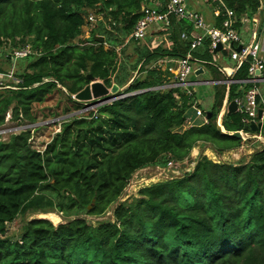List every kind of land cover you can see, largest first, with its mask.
Listing matches in <instances>:
<instances>
[{"label":"trees","instance_id":"obj_1","mask_svg":"<svg viewBox=\"0 0 264 264\" xmlns=\"http://www.w3.org/2000/svg\"><path fill=\"white\" fill-rule=\"evenodd\" d=\"M167 1L0 0V48L8 45L10 52L5 62L24 65L16 82L0 84V126L8 111L17 124L36 123L33 106L56 93L71 103L64 113L80 110L83 103L72 96L91 82L88 75L128 94L101 105L96 117L89 111L64 120L41 151L29 129L0 140V264H264V145L240 163L199 155L190 171L141 187L136 198L116 205L112 222L86 219L104 216L138 170L183 163L198 143L209 146L211 157L242 144L218 131L216 117L226 95L228 102L243 99L249 84L213 85L211 106L202 110L210 113L207 123L186 125L194 117V93L165 88L169 73L154 64L189 52L191 64L204 66L213 80H239L248 77V62H234L226 73L208 39L190 50L181 33L192 25L175 16L127 41L141 6L163 11ZM202 1L217 9L218 27L226 9L238 20L260 6L259 0ZM21 50L28 52L15 58ZM257 105L262 108L259 99ZM243 117L224 114L220 127L247 133ZM259 133L264 137V116ZM38 193L39 205L68 219L53 225L47 214L49 220L26 221L16 237H6Z\"/></svg>","mask_w":264,"mask_h":264},{"label":"built area","instance_id":"obj_2","mask_svg":"<svg viewBox=\"0 0 264 264\" xmlns=\"http://www.w3.org/2000/svg\"><path fill=\"white\" fill-rule=\"evenodd\" d=\"M140 12L142 13V16L137 20L127 41L129 39L133 41L140 40L146 35L147 30L152 26H157L158 28V25L160 24L169 25L171 16H175L176 19H185L192 25V31L189 34H187L186 32L181 33L182 39L190 38V50L199 47L205 39H208L211 50H214L219 44L222 47L221 50H225L231 60L238 63L248 62V74H250V77L248 79H245L244 83L249 84L250 87L245 92L243 99L234 100L237 103L236 111H239L244 115L241 120L243 124L249 125L251 121H254L255 123H257L258 121L262 122L264 116V100H260L262 108H259L257 105V99L260 93L257 88V83L259 82V80L264 79V76L262 77L260 75V73H264V59L259 56L260 47L258 45V42L253 43L255 32L254 34H252V40L249 43L245 44L242 42L239 34L233 27L235 24V20L233 17V12L231 10H225V15L220 27L207 24L201 13L196 10L190 9L187 6L186 0H168L164 6L163 11H160L154 6L143 5L141 6ZM97 17L100 18L101 16L99 15ZM87 19L91 24H93L96 20V17L92 13H90ZM239 45L240 49L237 50V47ZM27 52V50L14 51L13 56L15 58L21 57L24 56ZM248 58H250L249 61ZM190 61L191 57L190 53L188 52L185 56L178 58H163L158 60L157 63L154 64V66L159 67L162 70H166L169 73V76H167L169 82L168 84L164 85L165 88L180 87L184 89L187 95H191L194 92L193 85L191 82H189L188 77L189 75H193L197 70L195 71ZM231 82L232 80L230 79L225 81L226 84H230ZM117 98H120V96L116 97V99ZM90 107L91 106L86 105L77 113H87L89 112L88 110H90ZM258 109L262 110L261 119H257ZM192 110L195 112L196 116L188 117L186 120L187 125L194 124L196 122L194 121V119L196 118H200V123L202 124L207 123V115L199 107H197L196 101L192 105ZM96 114L97 112L94 111L93 117H96ZM222 116H217V123L220 124ZM42 123H46V121L40 122L39 127L42 126ZM31 126L33 125L13 123L12 126L8 127L7 129L2 127L0 128V138L4 135L9 136L10 134H17L20 131L28 130V127ZM252 137L257 138L260 145L264 143V140L260 136ZM7 138H4V140H7ZM179 165L180 163L169 161L166 167L163 168V170L175 169Z\"/></svg>","mask_w":264,"mask_h":264},{"label":"rangeland","instance_id":"obj_3","mask_svg":"<svg viewBox=\"0 0 264 264\" xmlns=\"http://www.w3.org/2000/svg\"><path fill=\"white\" fill-rule=\"evenodd\" d=\"M200 1H202V0H200ZM203 4H205V3H203ZM188 7L189 8L192 7L193 9L200 11L201 13H202V10L204 9V8L202 9V7H199L198 5L196 6L195 1H192V0L190 1ZM88 27H89L88 25L87 26L85 25L83 32L88 31V30H86V29H88ZM160 39L161 38L156 39L155 42H158ZM8 48H9L8 45L0 48V66L7 70V73L0 74V84L7 83V82H16L17 80L15 79V76H14L15 72L17 70L18 71L22 70L24 67V65H21V64L19 65L18 60L15 62H13V61L10 62L8 60L9 62H7V63H10V65L6 64L5 56L9 55V53H10ZM218 65H220V64H218ZM193 68L195 69V71L199 69V68L196 69L195 67H193ZM208 76H210V75H208ZM202 79H204V77H202ZM93 81H100V80H93ZM199 89L200 90L201 89L206 90L205 86L198 87L197 91H199ZM207 92L209 93V96L206 97L205 101L208 103H205V102L203 104L201 103L202 105H199V108L201 110L209 109L210 104L213 101L212 87H211V90L207 91ZM207 92H205V93H207ZM117 95H119L121 98V97L127 96L128 94H125V93L124 94H118L116 91L114 96H117ZM201 95L203 96L202 93H201ZM81 103H83V105H84L83 107H85L86 105L91 106L90 110H88V111L92 110L93 112L94 111L97 112V109L101 105H103L105 103H109V102L108 101L104 102V100H101V101L100 100H98V101L92 100V101H83ZM65 107H71V109H72L71 103L66 99V97H64L58 93L51 96V98L48 101H46L42 104H35L33 106L32 112H33V115L36 116L37 122L36 123H29V122L23 120L24 121L23 123L26 125H28V124L33 125L31 127H28V129H29L30 134H31L32 139L31 138L30 139H31V143H32L34 148H37L38 150L40 149V151H41L45 146L44 144H46L51 139V135L59 130L61 122H64V120H66L68 118H72V117L79 115L77 112L80 110H74V111H70L68 113H64ZM192 115L196 116L194 111H192ZM200 120H201L200 118L194 119V121H196V123H199ZM42 121H46V123H42V127L39 128V123ZM13 123H16V122L11 121V111H8L7 114L5 115L4 123L0 126V128L4 127L7 129L8 127H11ZM32 129H34V130H32ZM35 130H37V131H35ZM18 131H15V132H18ZM7 136L8 135H4L0 139L4 140V138L6 139ZM246 144L249 148L251 147L253 151H255L256 149H258L261 146V145H259L258 142L253 144V142H251L250 140L242 141L241 146L246 145ZM240 151H241V154H239V156L236 153L235 157H233V156L231 157L229 155V157L225 158L227 160H217V162H221V161L232 162V163L244 162L246 158L243 155V151L242 150H240ZM221 156L216 154V159H221ZM190 159H192V160H190ZM194 162H195V158L190 157L189 159H187L183 163H180V165L175 169L163 170V167L161 168L158 166H149V167H146L144 169L138 170L132 176L131 180L129 181V184L124 189L123 194L121 195V197L119 198L117 203L114 204L112 207H110L104 216L94 218V219L92 217H86V219L90 220L92 223H95L97 221H103V222H105V221L109 222L110 221V222H112L113 221V210L116 207V205H118L120 202H123L125 200L131 201L132 198H136L137 192L141 187L148 186V185H151L155 182H158L161 180H166V179H169L171 177H178L182 173H184L186 171H190L192 169V167L194 166ZM33 201H34V203L32 205L28 206V208L25 211H22L21 213H19L17 218L11 224L8 225V232L6 233V237H13V238L16 237L20 233V226L24 222L34 220V219H47L46 218L47 214H51L49 216V219L53 225H58L60 223H64L68 219L67 217L58 213L52 207H47V205H39V193L37 194L35 199H33ZM44 201H46V200H44ZM45 210H50L52 212L42 213ZM72 218L73 217H71V219ZM49 219H47V220H49ZM51 220H53L54 222H52Z\"/></svg>","mask_w":264,"mask_h":264},{"label":"crops","instance_id":"obj_4","mask_svg":"<svg viewBox=\"0 0 264 264\" xmlns=\"http://www.w3.org/2000/svg\"><path fill=\"white\" fill-rule=\"evenodd\" d=\"M191 0H186L187 2V6L189 5ZM195 1V5L202 7V13L200 11H198L199 13H201L205 19V22L211 26H216V22H215V14L218 12L217 9L213 6H210V4H203V1L200 0H192ZM260 2V6L258 7V11L259 9L262 7H264V0H259ZM190 9H193L192 7H190ZM195 10V9H193ZM197 11V10H196ZM258 11L257 13L253 14V15H242L238 20L234 18L235 20V30L237 31V33L239 34L241 40L243 43L247 44L252 40V34H254L258 21H259V15H258ZM264 13V10H263ZM218 27V26H217ZM258 45L260 47L259 49V56L261 58L264 59V21L262 24V27L260 29V33H259V37L257 39ZM215 61L220 64L219 66L223 67V69H225L226 73H231L232 69L234 68V62L233 60H226L222 57V54L217 52L215 53V57H214ZM195 64V63H194ZM192 64L193 67H195L196 69H201V72L199 74H193V75H189L188 80L189 82L192 83L193 85V93L195 95V100L197 105H202L204 102L208 103L205 101L206 97L209 96V93L207 91L211 90V87H213V85L216 84H220V83H225L226 80H213V78L211 76H213V73H210L212 75L209 74V72L207 71V69L204 66H199V64ZM210 75V76H208ZM260 75L263 77L264 73H260ZM202 77H204V79H202ZM206 77V78H205ZM250 77V74H248V77L246 79H248ZM244 81L245 79H239V80H232L231 83H243L242 85H244ZM247 84V83H246ZM241 85V86H242ZM201 86H205V89H199V91L203 94V96L201 95V93L199 91H197L198 87ZM197 88V89H196ZM257 88L259 90L260 95L258 96L259 100H264V79L259 80V82L257 83ZM207 92V93H205ZM235 99H233L232 101H234ZM202 103V104H201ZM211 106V104H210ZM222 108V107H221ZM207 113V112H206ZM225 114V113H224ZM217 118V117H216ZM222 118V117H221ZM243 141H248L250 140L251 142H253V144L257 143L259 140H257V138L255 137H248L246 139H242ZM245 143V142H244ZM260 145V144H259ZM243 151V155L246 158L244 162H246L250 155L253 153L252 148L248 147L247 144L246 145H242L239 148L235 149V150H231L228 152H225L221 155H226V157H229V155L232 157V153H237L238 156L239 154H241V151ZM213 152L208 145L206 144H202V143H198L196 144L190 153V157L195 158V160L198 158L199 155H205L207 158L217 162V160H227V159H216V157H211L209 155L208 152ZM216 154V153H215ZM220 155V156H221ZM243 157V158H244ZM195 163V162H194Z\"/></svg>","mask_w":264,"mask_h":264},{"label":"water","instance_id":"obj_5","mask_svg":"<svg viewBox=\"0 0 264 264\" xmlns=\"http://www.w3.org/2000/svg\"><path fill=\"white\" fill-rule=\"evenodd\" d=\"M258 15H259V21H258L256 30H255V38H254L253 43L257 42L260 29L264 21V13H263L262 7L259 9ZM96 40L102 43L104 41V38L103 36H97ZM221 48H222L221 45L218 44L216 48L213 50V53H217L218 51L221 50ZM239 49H240V45L237 47V50ZM200 72H201V69H198L195 72V74H199ZM87 77L90 79L91 82L88 85H86L81 91H79L78 93L72 96V98L75 101L83 102V101H92V100H97V101L104 100V102L105 101L110 102L112 101V99L114 100L116 99V97L119 96V95L114 96V94L118 90L117 85L114 84L110 88H107L100 81H93V77L91 75H88ZM236 109H237V103L235 101L228 102V98L226 95V99L218 115H221V116L224 115V111L226 115H230L231 113L236 112ZM209 117H210V113L207 112V118ZM261 118H262V110L258 109L257 119H261ZM261 126H262L261 121H258L257 123H255L254 121H251L249 124V132L247 133H244L242 131L225 133L221 129L220 124L217 123L218 131L228 136H233V137L240 138V139H246L251 136H260L264 140V137L259 133ZM262 145H264V143Z\"/></svg>","mask_w":264,"mask_h":264},{"label":"clouds","instance_id":"obj_6","mask_svg":"<svg viewBox=\"0 0 264 264\" xmlns=\"http://www.w3.org/2000/svg\"><path fill=\"white\" fill-rule=\"evenodd\" d=\"M114 100H115V99H114ZM112 101H113V100H112ZM110 102H111V101H110ZM206 115H207V113H206ZM42 122H44V121H42ZM41 127H42V126H41ZM41 127H39V128H41ZM59 130H60V128H59ZM59 130H58V131H59ZM58 131H56V132H58ZM56 132H55V133H56ZM52 135H53V134H52ZM52 135H51V136H52ZM44 145H46V144H44Z\"/></svg>","mask_w":264,"mask_h":264},{"label":"bare ground","instance_id":"obj_7","mask_svg":"<svg viewBox=\"0 0 264 264\" xmlns=\"http://www.w3.org/2000/svg\"><path fill=\"white\" fill-rule=\"evenodd\" d=\"M235 155H236V153H232V156H233V157H235ZM185 160H186V159H185ZM190 160H192V159H190ZM186 165H187V164H186ZM187 166H188V165H187Z\"/></svg>","mask_w":264,"mask_h":264}]
</instances>
